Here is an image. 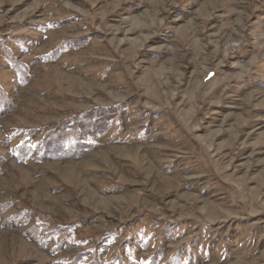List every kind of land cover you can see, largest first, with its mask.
<instances>
[{
    "label": "rangeland",
    "instance_id": "rangeland-1",
    "mask_svg": "<svg viewBox=\"0 0 264 264\" xmlns=\"http://www.w3.org/2000/svg\"><path fill=\"white\" fill-rule=\"evenodd\" d=\"M0 87V264L104 239L106 263L264 264V0H0ZM120 102L83 156L14 158L18 129Z\"/></svg>",
    "mask_w": 264,
    "mask_h": 264
},
{
    "label": "trees",
    "instance_id": "trees-1",
    "mask_svg": "<svg viewBox=\"0 0 264 264\" xmlns=\"http://www.w3.org/2000/svg\"><path fill=\"white\" fill-rule=\"evenodd\" d=\"M72 46L74 45H72L71 41H62L49 53L36 58L35 62H55L60 54ZM2 48L4 52H8L6 47L3 46ZM7 56L18 80L26 82L29 76L28 66L25 63L15 61L9 54ZM12 106L13 102L7 99L0 87V114L11 111ZM126 108L127 106L124 102L95 106L73 113L51 125L18 129L15 134L21 135V140L14 147V158L20 163H24L29 157L43 161L50 158L52 154H57L62 158H79L88 152V140L99 135L102 129L105 126L107 127L116 116L121 115ZM58 148H61L62 151H56ZM57 227L59 228V226ZM40 228L39 223L32 224L27 236L38 246L44 248L49 242V237L57 231L54 229L44 231L40 230ZM64 240L65 237L61 239V242ZM107 250V240L104 239L97 243L96 248L93 247L77 253L72 259L63 264H141L135 259L125 262L120 255H116L115 260L111 261L112 263H106L103 258ZM158 254L157 252L154 253L146 260L145 264H156ZM84 258L87 259L82 261Z\"/></svg>",
    "mask_w": 264,
    "mask_h": 264
}]
</instances>
